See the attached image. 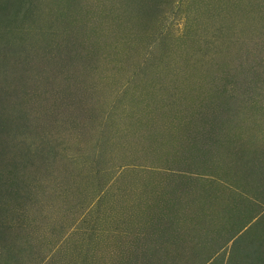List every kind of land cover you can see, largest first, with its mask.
I'll list each match as a JSON object with an SVG mask.
<instances>
[{"label":"rangeland","instance_id":"1","mask_svg":"<svg viewBox=\"0 0 264 264\" xmlns=\"http://www.w3.org/2000/svg\"><path fill=\"white\" fill-rule=\"evenodd\" d=\"M258 254L264 0H0V264Z\"/></svg>","mask_w":264,"mask_h":264},{"label":"trees","instance_id":"2","mask_svg":"<svg viewBox=\"0 0 264 264\" xmlns=\"http://www.w3.org/2000/svg\"><path fill=\"white\" fill-rule=\"evenodd\" d=\"M254 217H255V215H253V216L251 217V220H253ZM256 220H257V219H256ZM256 220H254V221H256ZM249 221H250V220H249ZM249 221H248V222H249ZM254 221H253V222H254ZM250 222H251V221H250ZM250 222H249V223H250ZM249 223H248L247 225H249ZM247 225L244 223V224L242 225V228H243V229L246 228ZM243 229H242V230H243ZM237 232H238V231H237ZM237 232H235V233H237ZM235 233L233 234V236L236 235ZM255 262H256V263H264V256L258 254V256L255 258Z\"/></svg>","mask_w":264,"mask_h":264}]
</instances>
